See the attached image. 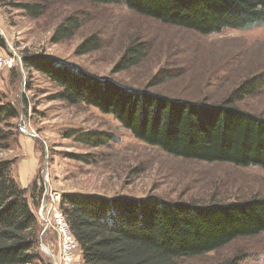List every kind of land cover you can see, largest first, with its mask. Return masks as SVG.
<instances>
[{
    "label": "rangeland",
    "instance_id": "rangeland-1",
    "mask_svg": "<svg viewBox=\"0 0 264 264\" xmlns=\"http://www.w3.org/2000/svg\"><path fill=\"white\" fill-rule=\"evenodd\" d=\"M69 16L79 18L80 27L71 37L54 43L53 33ZM93 34L100 37L101 47L77 55V46ZM0 35L5 42L0 51L18 59L15 67L0 70L1 103L17 111V117L0 122V161H13L12 174L22 187L26 177L25 188L34 181L44 186L43 205L52 192L59 205L67 193L151 194L201 204L264 197V168L169 154L136 138L110 113L54 99L59 87L23 61L25 55L45 53L130 88L209 103L224 101L245 80L258 77L263 84L234 103L264 116V25L202 34L136 13L123 4L54 0L35 18L0 4ZM134 40L146 42V56L129 69H115ZM89 131L106 133L110 140L98 145L77 140ZM80 154L89 162L77 158ZM38 208L34 209L44 226ZM40 237L50 253L40 244L37 263L60 264L57 234L47 230ZM231 259L237 264H264V232L179 258L177 264H224ZM71 264H84L79 248Z\"/></svg>",
    "mask_w": 264,
    "mask_h": 264
},
{
    "label": "trees",
    "instance_id": "trees-1",
    "mask_svg": "<svg viewBox=\"0 0 264 264\" xmlns=\"http://www.w3.org/2000/svg\"><path fill=\"white\" fill-rule=\"evenodd\" d=\"M51 1L54 0H0V4L35 18L45 12ZM89 1L123 4L136 13L202 34L264 25V0ZM80 25L79 18L67 17L56 28L52 41L71 37ZM0 44L5 45L1 35ZM100 47V37L93 34L77 46L75 53L84 55ZM146 54V42L134 40L115 69H129ZM23 61L59 87L54 99L110 113L136 138L169 154L264 168V116L234 103L263 84L258 77L245 80L224 101L209 103L130 88L112 77L45 53L25 55ZM11 117H17V111L0 100V122ZM76 138L97 145L110 140L108 134L98 131ZM77 158L89 162L86 155ZM12 164V160L0 161V264H38L45 225L41 226L34 208L40 209L43 204L44 186L38 187L34 181L30 187H22L12 174ZM60 208L84 264H177L179 258L208 253L236 238L264 232L262 196L201 204L151 194L107 197L67 193L61 197ZM224 264L237 263L231 259Z\"/></svg>",
    "mask_w": 264,
    "mask_h": 264
},
{
    "label": "built area",
    "instance_id": "built-area-1",
    "mask_svg": "<svg viewBox=\"0 0 264 264\" xmlns=\"http://www.w3.org/2000/svg\"><path fill=\"white\" fill-rule=\"evenodd\" d=\"M17 62L18 59L14 54L7 55L0 51V70L11 69L17 65ZM54 196L55 194L52 192L51 199H47L46 203L42 204L38 211L39 217L42 219L46 231L51 230L58 236L62 251L60 264H71L74 260V253L79 246L70 230L69 223L60 208L59 202L55 200Z\"/></svg>",
    "mask_w": 264,
    "mask_h": 264
},
{
    "label": "water",
    "instance_id": "water-1",
    "mask_svg": "<svg viewBox=\"0 0 264 264\" xmlns=\"http://www.w3.org/2000/svg\"><path fill=\"white\" fill-rule=\"evenodd\" d=\"M35 137H37V138H40L39 136H37V135H34ZM41 139V138H40ZM42 140V139H41ZM44 209V208H43ZM46 231V228L44 229V231H43V233ZM40 243H41V246H42V248L46 251V252H48V253H50V250H49V248H47L43 243H42V238L40 237Z\"/></svg>",
    "mask_w": 264,
    "mask_h": 264
},
{
    "label": "crops",
    "instance_id": "crops-1",
    "mask_svg": "<svg viewBox=\"0 0 264 264\" xmlns=\"http://www.w3.org/2000/svg\"><path fill=\"white\" fill-rule=\"evenodd\" d=\"M27 181H28V177H26L25 179H23V183H24V184L22 183V184H23V187H25L24 185H26V182H27ZM28 183H29V182H28Z\"/></svg>",
    "mask_w": 264,
    "mask_h": 264
}]
</instances>
